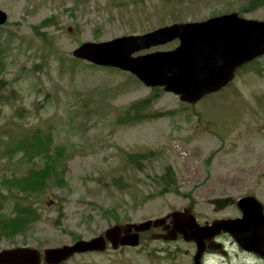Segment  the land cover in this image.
Here are the masks:
<instances>
[{"label":"rangeland","instance_id":"obj_1","mask_svg":"<svg viewBox=\"0 0 264 264\" xmlns=\"http://www.w3.org/2000/svg\"><path fill=\"white\" fill-rule=\"evenodd\" d=\"M0 9L7 14L0 25V250L72 244L184 208L200 223L214 216L207 200L226 187L225 165L242 154V130L263 123L264 59L191 105L71 54L84 41L222 13L264 20V0H0ZM142 100L149 104L135 117L143 118L128 121V109ZM150 236L62 264L188 261L187 245Z\"/></svg>","mask_w":264,"mask_h":264},{"label":"water","instance_id":"obj_2","mask_svg":"<svg viewBox=\"0 0 264 264\" xmlns=\"http://www.w3.org/2000/svg\"><path fill=\"white\" fill-rule=\"evenodd\" d=\"M5 20L6 13L0 9V25ZM174 39H178V45L173 49L133 55ZM263 54L264 20L243 18L235 12L202 21L172 23L142 34L84 41L72 50L75 58L129 71L145 85L162 86L165 91L188 103H195L205 94L219 90L232 80L236 68ZM208 201L224 206L229 198ZM170 216L169 224H164L165 218L114 224L89 240L79 239L72 244L48 247L42 251L28 246L1 249L0 264H40L41 261L60 264L74 253L103 251L107 242L112 249L137 246L140 232L159 226L165 232L152 234L153 238L172 240L180 234L185 241L194 242L196 252L193 260L198 264L205 241L219 232L230 233L242 248L248 249L246 242L259 244L264 228L261 225V217L264 216L260 213L254 217L248 210H244L239 219L213 220L205 224H198L191 213L183 211H173Z\"/></svg>","mask_w":264,"mask_h":264},{"label":"flooded vegetation","instance_id":"obj_3","mask_svg":"<svg viewBox=\"0 0 264 264\" xmlns=\"http://www.w3.org/2000/svg\"><path fill=\"white\" fill-rule=\"evenodd\" d=\"M262 59H264V56L258 59L257 62ZM250 71L254 72L251 68ZM261 96L263 100L261 109H264V94ZM242 133H244L243 138H246L241 146L242 154L232 156L225 165L228 177L227 185L224 189L219 190L216 196L229 197V203L222 207L210 204L211 213L214 216L203 223L210 222L213 219H236L242 216L243 210L250 211L254 217L259 216V212L264 215V117L263 123L257 124L251 129L242 130ZM233 137L240 139L242 134ZM242 160L245 163H241ZM216 183L221 182L216 180ZM184 209L191 211L190 208ZM169 220L170 218L167 217L166 222L168 223ZM261 225L264 226V217H262ZM149 231L152 232V230ZM175 241L188 246L182 251L188 257V261L184 264H193L195 244L184 241L180 235L177 236ZM208 244H211L213 248H209ZM248 245L255 247L256 250L241 248L229 233L221 231L210 241H205L204 251L198 264H264V228H262V238L259 244L254 242ZM163 254L166 258L167 255L170 256L167 259L174 255V253L169 252H163ZM174 259L171 258V260Z\"/></svg>","mask_w":264,"mask_h":264},{"label":"trees","instance_id":"obj_4","mask_svg":"<svg viewBox=\"0 0 264 264\" xmlns=\"http://www.w3.org/2000/svg\"><path fill=\"white\" fill-rule=\"evenodd\" d=\"M149 102H145V100H142V101H139L137 103H135V105H132L129 109H128V116L130 117H127L128 121H132V120H137V119H140V118H143L142 115L138 116V117H135L138 113H141L147 106H148ZM129 160L132 162H135L134 158L132 156L129 157ZM46 172V170L43 171V173ZM164 183L165 185H169V181H171V174H170V171L167 170L165 173H164ZM25 213H28L29 211L28 210H24ZM17 226V225H16Z\"/></svg>","mask_w":264,"mask_h":264}]
</instances>
